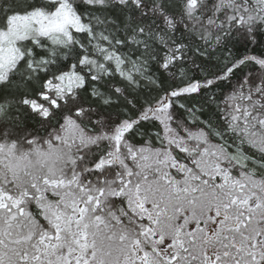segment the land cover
I'll use <instances>...</instances> for the list:
<instances>
[{
    "label": "snow or ice",
    "instance_id": "obj_1",
    "mask_svg": "<svg viewBox=\"0 0 264 264\" xmlns=\"http://www.w3.org/2000/svg\"><path fill=\"white\" fill-rule=\"evenodd\" d=\"M0 264H264V0H0Z\"/></svg>",
    "mask_w": 264,
    "mask_h": 264
}]
</instances>
